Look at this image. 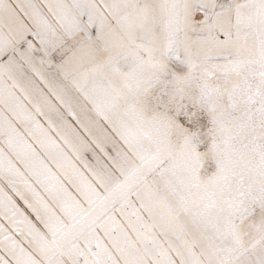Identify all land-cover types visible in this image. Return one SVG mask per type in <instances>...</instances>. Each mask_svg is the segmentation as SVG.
I'll return each instance as SVG.
<instances>
[{"label":"snow or ice","instance_id":"snow-or-ice-1","mask_svg":"<svg viewBox=\"0 0 264 264\" xmlns=\"http://www.w3.org/2000/svg\"><path fill=\"white\" fill-rule=\"evenodd\" d=\"M0 264H264V0H0Z\"/></svg>","mask_w":264,"mask_h":264}]
</instances>
